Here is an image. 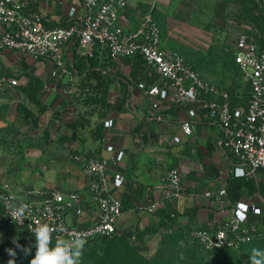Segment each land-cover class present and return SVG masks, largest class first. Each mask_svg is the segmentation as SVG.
Here are the masks:
<instances>
[{
	"label": "built area",
	"instance_id": "2783aa9c",
	"mask_svg": "<svg viewBox=\"0 0 264 264\" xmlns=\"http://www.w3.org/2000/svg\"><path fill=\"white\" fill-rule=\"evenodd\" d=\"M81 3L83 14L78 23L51 28L42 15L27 13L26 0H0V57L22 53L35 61L54 62L61 75L70 78L68 93L76 96L80 89L76 75L66 64V48H74L80 58H91L98 49L108 53L111 62L141 56L146 71L162 80L150 86L138 82V87L155 99L153 109H159L161 101H171L185 110L188 118L181 127L188 137L193 134V121L201 112L219 128L227 152L248 166L249 175H264V29L250 24L249 31L239 34L232 44L234 62L249 86L247 96L233 97L205 78L183 56L164 47L161 28L152 12L143 18L137 30L124 32L120 20L128 0H81ZM257 15L264 22V0ZM19 85L17 76L0 73V93ZM113 125V120L105 121L106 130ZM174 142L180 143L181 138L175 137ZM74 160L83 164L87 193L53 189L42 199L41 190L26 191L23 195L14 190L13 184L0 182V200L4 202L0 224L16 229L19 236L13 239L33 248L32 232L37 223L62 229L52 233V246L57 240H82L85 246L100 238L123 234L136 240L134 228L121 225L125 211L119 194L127 185V176L121 172L109 174V161L104 158L79 154ZM164 180L166 187L159 190L162 196L157 191H146L140 212L155 216L166 201L176 208L175 202L184 195L182 174L177 169L171 170ZM226 195L227 190L221 189L217 194L206 193V198L221 201ZM21 204L27 205L23 223L12 219V211ZM250 214L260 216L261 208L237 203L229 221L210 229L192 230L188 234L189 243L202 254L239 250L253 238Z\"/></svg>",
	"mask_w": 264,
	"mask_h": 264
},
{
	"label": "crops",
	"instance_id": "0c3cea01",
	"mask_svg": "<svg viewBox=\"0 0 264 264\" xmlns=\"http://www.w3.org/2000/svg\"><path fill=\"white\" fill-rule=\"evenodd\" d=\"M26 1L27 13L42 15L51 28L78 23L83 14L81 0ZM161 1L165 0H128L120 20L121 29L137 30L143 18ZM74 54V48L65 49L69 69ZM100 56L111 62L108 53L101 52ZM112 63L110 70L116 79L110 91L108 120H113L114 125L106 130V141L94 142L85 136L82 143L76 128L82 108L74 105L77 95L68 93L70 78L62 76L54 62L35 61L22 53H6L0 57V73L17 76L20 82L19 86L0 93V182L13 184L14 190L23 195L26 191L41 190L42 199L53 189L87 193L88 179L83 164L74 160L75 155L85 154L107 159L109 174L121 172L127 176V185L119 197L135 204L138 210L125 212L121 221L124 228L135 229L137 225L148 228L158 223L156 215L140 212L139 208L144 204L146 191H157L162 196L159 190L166 187L164 176L175 169L182 174L184 190L183 197L175 202V209L184 213L197 208L194 229H210L229 221L240 202L264 208V197L254 190L256 184L264 186V175H249L248 166L239 163L224 148L221 132L213 122L200 112L193 121V134L185 136L181 125L188 118L186 111L171 101L159 102V109L155 110V99L138 87L140 81L150 86L162 80L149 74L145 67L135 81H129L132 70L128 58ZM75 75L79 86L80 77ZM28 76L41 82L38 104L23 92L29 83ZM19 105L35 115L31 125H26L18 115ZM97 121L94 117L93 124ZM175 137L181 138V142L175 143ZM4 141L25 147L28 169L13 170ZM221 189L227 190L223 200L206 198V193L217 194ZM171 204L163 202L161 208ZM3 210L4 202L0 200V214ZM257 217L250 214L249 221H256ZM179 221L187 224L189 217L182 216Z\"/></svg>",
	"mask_w": 264,
	"mask_h": 264
},
{
	"label": "rangeland",
	"instance_id": "374dc122",
	"mask_svg": "<svg viewBox=\"0 0 264 264\" xmlns=\"http://www.w3.org/2000/svg\"><path fill=\"white\" fill-rule=\"evenodd\" d=\"M263 0H165L151 10L162 31L165 47L183 56L208 80L221 89L232 90L243 95L247 85L234 63L232 44L238 35L248 32L250 12L261 6ZM3 147L9 154L8 162L13 170L28 169L25 161V147L20 143L4 141ZM145 226H143L144 228ZM165 234L166 237H162ZM16 229L0 225V264H29L36 250L25 255L12 245L18 237ZM23 247L27 248L28 246ZM188 234L174 236L169 230L148 236L143 244H134L129 237L119 243V251L135 250L145 259H153L162 249L165 253L161 264H250L252 249L264 250V240H256L239 250L202 254L191 249ZM12 248L16 255L10 257L6 249ZM107 243H91L83 248L80 260L96 255V259L107 257Z\"/></svg>",
	"mask_w": 264,
	"mask_h": 264
},
{
	"label": "trees",
	"instance_id": "16d2710c",
	"mask_svg": "<svg viewBox=\"0 0 264 264\" xmlns=\"http://www.w3.org/2000/svg\"><path fill=\"white\" fill-rule=\"evenodd\" d=\"M254 9V11L250 12L249 20L251 22L249 23L257 25L261 29H264L263 19L257 15L260 7L255 6ZM100 53V50L97 49L95 50L93 57L80 58L75 51L73 61L70 66L71 71L80 77V92L75 98L76 101L74 102V105H76L77 107L80 106L82 108V110L79 111L76 121L78 138L82 143L85 142L83 139L85 136L90 138L94 142H99L103 141L106 135L105 121L109 116V110L111 106L110 91L113 81L116 79V75H114L110 70L113 66V63L103 60L100 56ZM128 60L132 70V74L130 75V77L131 79L136 80L140 73L145 69V62L141 56L128 58ZM28 78L29 83L25 87H23V92L30 98L31 102H33L34 104H38L39 102L37 99V94L42 88L41 82L34 76H28ZM228 92L233 97L236 95V93L232 90H229ZM248 93L249 86H247V91L243 95L247 96ZM18 115L25 120L26 125H31L36 118L33 112L23 105H19ZM94 117H97L98 119L95 124H93ZM255 187L256 188L254 190L257 189L264 197V186L260 184L257 187L256 184ZM123 205L125 212L131 209L138 210V208H136V205L131 204L130 202L123 201ZM196 212L197 208H193L191 212L188 211L184 213H180L178 212V210L170 206L160 208L155 214L158 219V223L155 226L148 228H141L139 225H137L134 229L136 240L132 241L134 244H143L148 236L156 235L159 231L162 230H169L174 236H182L184 232L189 234L195 228H193V224L196 220ZM182 216L189 217V222L187 224H183L179 221ZM249 227L254 229V231L251 232L253 238L249 244H252L256 240H264L263 207L261 208V215L257 217L256 221L250 222ZM166 235L167 234L162 237L164 238L166 237ZM125 237L129 236H127L126 234L114 235L112 237L100 238L95 240L94 242H91L107 243V257L97 260L96 255L93 254L92 256H86L85 258L80 260L79 264H161L162 262H164L165 253L163 249L159 251V254L153 259H145L131 248H127L124 251H119V243L122 240H125ZM22 242L23 241L19 242L21 246H28L36 250V248H33V245L24 244ZM191 249L199 252L192 247Z\"/></svg>",
	"mask_w": 264,
	"mask_h": 264
},
{
	"label": "clouds",
	"instance_id": "9594fccd",
	"mask_svg": "<svg viewBox=\"0 0 264 264\" xmlns=\"http://www.w3.org/2000/svg\"><path fill=\"white\" fill-rule=\"evenodd\" d=\"M26 211L27 205L21 204L12 211V219L23 223L26 219ZM61 230L48 224L37 223L32 232L35 237L36 252L29 264H79L83 253L84 241L57 240L55 246H52V233ZM12 243L16 245V248H20L25 255L30 254L31 247L25 248L21 246L16 239H13ZM6 251L10 257L16 255L15 250L12 248L6 249ZM249 261L250 264H264V250L253 248ZM8 264H15V260L10 259Z\"/></svg>",
	"mask_w": 264,
	"mask_h": 264
}]
</instances>
